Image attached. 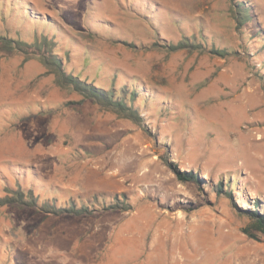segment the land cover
Returning a JSON list of instances; mask_svg holds the SVG:
<instances>
[{
  "label": "rangeland",
  "instance_id": "obj_1",
  "mask_svg": "<svg viewBox=\"0 0 264 264\" xmlns=\"http://www.w3.org/2000/svg\"><path fill=\"white\" fill-rule=\"evenodd\" d=\"M41 31L66 71L155 102L135 121L0 49V197L9 164L35 200L0 204V264H264L243 230L264 213V0H0L1 36Z\"/></svg>",
  "mask_w": 264,
  "mask_h": 264
},
{
  "label": "trees",
  "instance_id": "obj_2",
  "mask_svg": "<svg viewBox=\"0 0 264 264\" xmlns=\"http://www.w3.org/2000/svg\"><path fill=\"white\" fill-rule=\"evenodd\" d=\"M243 18L245 17L243 16ZM188 45L189 43H187V41L182 40L173 48H185L188 47ZM2 48H6L8 50H19L26 55H38L47 69L54 74V80L57 85L72 88L84 97L95 100L101 106L114 110L118 115L126 116L138 121L141 119V115L138 111L139 106L141 103L145 105L149 104V99H147L148 96L147 98L146 96H142L139 85L136 81L133 84L121 86L118 91H115V87L113 85L110 89H104L94 83H91L90 81H87L86 78H81L80 74L74 75L66 71L63 64V58L60 57L58 53L59 49L57 48L54 37L48 35L47 33H42V31L40 35H35L33 40L30 42H27L23 37H8L0 35V49ZM149 102L154 103L155 101L150 100ZM5 168L8 174L12 176L14 183L4 187L7 194L0 197V204H15L18 206L35 205L34 183L32 182V179H29L27 186L28 189L25 190L23 188V184L19 181V178L12 172V166L6 164ZM0 173H2V171H0ZM25 174L28 173L26 172ZM176 176L181 181H198L191 172L187 173L177 170ZM114 198L115 201H109L108 204L110 205H107L108 208H130V204L127 202L125 195L123 199H119L118 197ZM43 204L46 206V203H41V205ZM47 205L49 206L48 208H50L47 211L54 214L63 212H87L82 206H80L77 211L74 210L75 208H70L69 206L64 207L63 205H53L51 207L48 203ZM258 205L259 204L257 202L256 208L243 209L244 214L249 218V223L243 228V230L251 237L255 236V231L264 232V213L258 209Z\"/></svg>",
  "mask_w": 264,
  "mask_h": 264
}]
</instances>
